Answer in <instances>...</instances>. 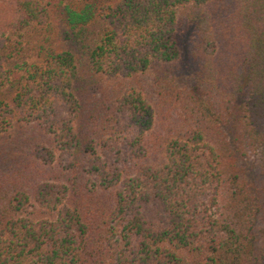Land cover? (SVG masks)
Returning a JSON list of instances; mask_svg holds the SVG:
<instances>
[{"label": "trees", "instance_id": "16d2710c", "mask_svg": "<svg viewBox=\"0 0 264 264\" xmlns=\"http://www.w3.org/2000/svg\"><path fill=\"white\" fill-rule=\"evenodd\" d=\"M0 264H264V0H0Z\"/></svg>", "mask_w": 264, "mask_h": 264}]
</instances>
